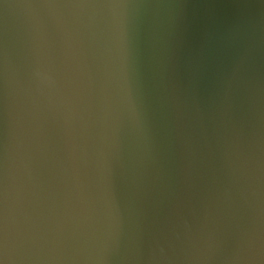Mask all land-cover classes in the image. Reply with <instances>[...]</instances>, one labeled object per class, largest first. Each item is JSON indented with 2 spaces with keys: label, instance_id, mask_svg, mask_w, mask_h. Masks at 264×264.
I'll return each instance as SVG.
<instances>
[{
  "label": "water",
  "instance_id": "obj_1",
  "mask_svg": "<svg viewBox=\"0 0 264 264\" xmlns=\"http://www.w3.org/2000/svg\"><path fill=\"white\" fill-rule=\"evenodd\" d=\"M0 264H264V0H0Z\"/></svg>",
  "mask_w": 264,
  "mask_h": 264
}]
</instances>
